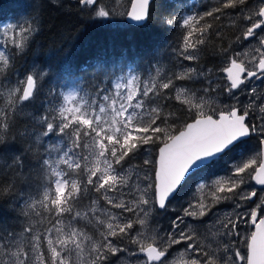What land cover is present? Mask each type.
I'll use <instances>...</instances> for the list:
<instances>
[{"label":"snow or ice","instance_id":"6c2138e0","mask_svg":"<svg viewBox=\"0 0 264 264\" xmlns=\"http://www.w3.org/2000/svg\"><path fill=\"white\" fill-rule=\"evenodd\" d=\"M78 2L101 21L113 19L112 7L119 4ZM130 3L120 16L143 26L152 0ZM238 6L250 26L236 42L252 38L257 46L244 54L247 59H238L241 54L231 46L222 48L226 77L214 75L200 63L201 52L209 39L221 37L217 24L225 10ZM202 7L178 0V11L161 21L180 30L177 45L155 49L154 59L143 66L127 54L97 59L79 71L67 67L46 89L50 67L36 61L24 71L17 66L40 31L38 16L0 22V146L11 142L17 118L27 115L31 127L17 134L27 147L5 163L25 177L30 156L40 181L29 191L13 192L15 183L9 186L19 226L0 222V264H113L118 254H126L124 264H264V196L242 189L254 181L264 191V94L243 87L264 82V35L257 31L264 32V0L251 7L248 0ZM165 52L171 68L162 66ZM178 81L202 87L178 86ZM173 90L186 112L171 110ZM238 93L254 98L245 104ZM29 107L41 111L26 113ZM252 137L260 147L248 151ZM233 151L239 159L224 161ZM221 161L228 165L224 178L210 182L201 175L215 177L211 170ZM190 180L193 193L208 189L210 198L193 195L183 215L171 219L170 230L154 228V214L167 211ZM227 201L234 204L227 218L213 216V208ZM89 226L98 237L88 234ZM209 236L212 243H206ZM182 243L186 247L170 260L169 250Z\"/></svg>","mask_w":264,"mask_h":264},{"label":"trees","instance_id":"16d2710c","mask_svg":"<svg viewBox=\"0 0 264 264\" xmlns=\"http://www.w3.org/2000/svg\"><path fill=\"white\" fill-rule=\"evenodd\" d=\"M177 2L178 0H152L150 18L144 22L143 26H138L127 21L125 17L111 21L96 20L92 17L90 9L81 6L78 0H0V22L3 23L8 19L16 22L21 16H38L37 23L40 31L25 57L17 61V66L21 71H24L33 61H36L44 67H50V75L44 82L46 89L50 83L65 72L67 67L79 71L81 67L90 65L97 59L111 61L124 54H127L129 60L139 57L143 66L154 59L151 53L155 49L159 48L164 51L165 48L175 47L180 30L168 28L161 21L170 13L178 11ZM188 2L197 7L203 5L201 11H205L216 5L218 0H188ZM34 4L39 5L35 11ZM241 7L243 6L225 10L227 15L223 16L221 22L217 24V27L221 28V37L213 36L208 40L204 51L201 52L200 63L205 69L217 70L222 77H224L222 71L224 63L221 62L220 50L230 46L233 50L236 37L239 36L246 23V20L239 15ZM33 27H37V24H33ZM183 63L187 65L189 62L184 61ZM162 66L164 68L172 67L166 52ZM90 74L82 73L86 78ZM224 82L225 79L222 83ZM177 85L193 89L202 87L198 82L178 81ZM170 94L173 96L170 104L174 106L171 110L177 111L183 107L186 112L187 106H182L178 100L174 99L175 90ZM39 111H41L39 107H29L25 110L26 113H39ZM25 126L31 127L27 115H21L17 118L16 126L9 134L11 142L0 146V222L17 227L19 226V209L13 211V196L9 191L10 184L15 183L16 187L12 191L19 192L35 190L40 182L32 172L34 162L30 156L25 160V177H17L18 170L8 168L5 163L11 164V158L23 152L27 147L25 140L17 135ZM12 135H17V139L12 141ZM259 147L256 137H252L246 142L247 150L259 149ZM235 154L236 151H233L227 156L234 160L237 157L234 156ZM222 165V163L216 165L211 172L217 173ZM201 175L211 176L207 172L201 173ZM191 184L190 180L188 185H185V194L181 195L179 199L173 200L167 211L154 214L155 222L160 221L163 225H170V220L175 214L183 213L182 207L193 198V195L199 199V194L202 193L198 191L193 193V189L189 187ZM205 193L210 198V193ZM100 202L103 203L102 200ZM85 203L89 202L85 201ZM233 205L231 201L222 202L213 208V212L216 211V208L230 209ZM86 231L98 237V233H95V230L90 226Z\"/></svg>","mask_w":264,"mask_h":264},{"label":"rangeland","instance_id":"374dc122","mask_svg":"<svg viewBox=\"0 0 264 264\" xmlns=\"http://www.w3.org/2000/svg\"><path fill=\"white\" fill-rule=\"evenodd\" d=\"M129 1L130 0H119V4L118 5H115L114 7H112V10L115 13V15H114V18L111 19V20H118V19L124 18V17H121L120 16V13L123 12V11H125V9L128 8ZM102 2L105 3V4H108L110 7L115 4V0H102ZM256 4H257V0H248V6L249 7L254 6ZM8 22H14V21H12L11 19H8V20L4 21L3 23H8ZM248 25L250 26L249 22L246 21L244 27H247ZM257 31H258L259 34L264 35V32H260V30H257ZM242 32L243 31H241V33L239 34V36H242ZM257 43L258 42L256 40H253L252 38H250L248 41H241V42H239V44L236 42V44H234V46H233V51L239 52L241 54L240 57H238V59H247L248 57H246L244 54L246 52L247 53H250L251 52V49L257 46ZM225 65H226V63H225ZM224 66H222V70L224 69L223 68ZM205 70H207V69H205ZM214 75L221 76L220 74H218V71L217 70H214ZM223 76L225 77V74ZM224 83H227V80L226 79H225V82ZM251 84H252L251 85L252 87L255 86L258 89V92L259 93L261 92L262 89L264 90V82L252 80ZM245 89L247 91L250 88H245ZM238 95H239V98H240L241 102L242 103H245V104L248 103L249 99H253L254 98V97H249L248 95H246V93H238ZM221 99L223 100L224 97L222 96ZM225 102H229V101H225ZM256 112L258 113V109L256 110ZM256 149L258 150V148H256ZM248 151H251V149H249ZM234 156H237L235 159L233 158L234 160H238L239 159V155H238L237 152H236V154ZM230 158L231 157H229V156H225L224 157V161H230L231 160ZM224 161H221V163L223 165L221 166L220 171H218L217 173H215V177H213V176H210L209 177V181L210 182H211V180L213 178H215V179H222V178H224V173H225V171L228 168V165H226L224 163ZM242 189L244 191H251V190L255 189V190H257L258 197L259 196H264V191H261V188L260 189L256 188L254 186L253 181H251L249 184L242 185ZM198 192H200V191H198ZM203 192H200L202 194H199V198H201L204 195H208L205 192H209V191H208V189H204ZM257 202H258V200H257ZM101 205L102 206H106V205H104V202L101 203ZM186 206H187V203L183 207H186ZM250 206H254V205H250ZM233 208H234V205L230 209L216 208L215 209L216 211H214L212 215L215 216L216 214H219L222 219H225L231 213V211H232ZM114 211H116V210H114ZM181 215H183V213ZM185 219L186 220H191V218H187V217ZM193 223L196 224L197 222H193ZM152 226L154 228H157V229L158 228H163L165 231L170 230L169 225H163L160 221H158V222H155L154 221ZM244 227H245L244 225H241V231H243ZM136 230L137 231L140 230L139 229V225H137V229ZM88 234L91 235L90 233H88ZM133 235H135V232L133 233ZM212 242H213V238L211 236H209V238L206 241V243H212ZM125 244H127L128 247L129 248H132V249H135V247H136L135 245H132L129 241H127ZM184 247H186V245L183 244V243L181 245H175V246H173V248L169 250L170 251L169 259L172 260L173 258H175L178 255L179 250H181ZM245 249H246L245 246H241V251H242V254H244V255H246ZM125 259H127L126 254L125 255L118 254L117 257H114L113 258V264H124V260Z\"/></svg>","mask_w":264,"mask_h":264},{"label":"flooded vegetation","instance_id":"af4514ba","mask_svg":"<svg viewBox=\"0 0 264 264\" xmlns=\"http://www.w3.org/2000/svg\"><path fill=\"white\" fill-rule=\"evenodd\" d=\"M249 26V25H248ZM246 29V27H244L241 31H243L244 32V30ZM246 31V30H245ZM243 32H242V34H243ZM241 42V41H240ZM239 44V43H238ZM224 65H225V63H224ZM223 65V66H224ZM227 65V64H226ZM225 65V66H226ZM225 66L223 67V68H225ZM223 71V70H222ZM224 72V71H223ZM225 74V73H224ZM225 77H226V75H225ZM226 79V78H225ZM252 82V81H251ZM252 84L251 83H249V84H246L245 86H243V87H245V88H251L252 86H251ZM261 94H264V90L262 89L261 90V92H260ZM252 119H253V122H256V115H255V113L253 114V116H252ZM257 191V190H256ZM259 191V190H258ZM245 251H246V249H245Z\"/></svg>","mask_w":264,"mask_h":264},{"label":"water","instance_id":"95a60500","mask_svg":"<svg viewBox=\"0 0 264 264\" xmlns=\"http://www.w3.org/2000/svg\"><path fill=\"white\" fill-rule=\"evenodd\" d=\"M130 8H131V3H130V1H129V5H128V8L127 9H129L130 10ZM125 19L127 20V21H129L128 19H127V17L125 16ZM129 22H131V21H129ZM228 65H226L225 66V68L227 67ZM226 75V74H225ZM253 183H254V186L256 187V188H258V189H260L261 188V186H259V185H256L255 184V182L253 181ZM246 252H247V250H246Z\"/></svg>","mask_w":264,"mask_h":264}]
</instances>
